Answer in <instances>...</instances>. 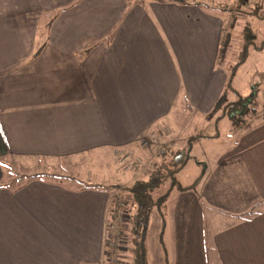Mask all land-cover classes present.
<instances>
[{
  "label": "crops",
  "instance_id": "crops-1",
  "mask_svg": "<svg viewBox=\"0 0 264 264\" xmlns=\"http://www.w3.org/2000/svg\"><path fill=\"white\" fill-rule=\"evenodd\" d=\"M222 24L190 3L0 0V180L8 156L134 145L178 97L208 113L227 78ZM257 147L222 155L195 190L175 189L163 264H264V135ZM111 197L34 177L0 183V264H98ZM204 210L220 216L210 248Z\"/></svg>",
  "mask_w": 264,
  "mask_h": 264
},
{
  "label": "rangeland",
  "instance_id": "rangeland-1",
  "mask_svg": "<svg viewBox=\"0 0 264 264\" xmlns=\"http://www.w3.org/2000/svg\"><path fill=\"white\" fill-rule=\"evenodd\" d=\"M126 1L129 7L134 3L148 7L151 2H155V0ZM236 1L238 0H223L221 2L228 7L226 13L223 10H218V6L211 8L210 11L207 10L208 13L215 12L217 16H219L218 13L223 14L222 21H226L223 27L228 22V15L233 14L236 17L232 28L229 24L226 26L231 38L223 58L220 57L218 64L216 59V66L223 68L228 74L232 65L240 62L230 80V85L241 95L249 96L251 102L255 104L256 111L250 109L249 112L239 115L236 121L229 116L217 118L210 115L206 117V113L196 114L195 110L188 108L187 104L178 97L165 119V124L170 129L164 136L165 124L158 128L159 123V125L156 124V127L154 125L151 128L150 136H142L134 145L121 146L122 148L117 146L111 151L104 147L90 149L77 155L55 158L23 159L8 156L1 159L0 183L14 187L26 183L34 177L70 189H79L85 185L99 188L113 184L114 182L110 179L117 171L118 177L124 184L133 176L140 175L153 162L157 153L170 147L171 149L187 150V161L176 173V180L179 187L189 186L201 173L214 167L222 155L231 151H246L247 147L250 151L258 150L259 139L261 135H264V0H243L240 6L236 5ZM209 2H204L205 6L204 4L197 6L206 10L204 7L208 5L212 7L211 3L219 4L216 0H209ZM48 20L49 17L45 15L39 21L38 39L46 29ZM245 44L248 45L246 54L244 52ZM228 97L233 100L236 95L233 91H229ZM215 131L217 136H206ZM193 136L198 137L193 138ZM188 146H190L189 149ZM125 154L130 156V160L126 161L130 165L127 168L119 163L120 158ZM136 157L141 159L139 165L133 164ZM175 189L177 186L172 189L163 206L165 221L167 217H171L173 203L171 198ZM115 192L117 191L114 190L112 194L114 195ZM245 213V218L252 216L250 210ZM203 215L205 216V240L210 248L213 227L220 216L210 215L208 210H204ZM170 234L169 225L162 222L157 208L153 207L149 215L145 238L147 264H163L164 254L172 252ZM209 253L211 255V250ZM123 261L126 264L125 256Z\"/></svg>",
  "mask_w": 264,
  "mask_h": 264
},
{
  "label": "trees",
  "instance_id": "trees-1",
  "mask_svg": "<svg viewBox=\"0 0 264 264\" xmlns=\"http://www.w3.org/2000/svg\"><path fill=\"white\" fill-rule=\"evenodd\" d=\"M156 1V0H155ZM159 1H167V2H175V3H190L202 6L204 2H209V0H159ZM215 1V0H212ZM219 4L211 3L212 7L206 6L205 11L214 7H219L218 10H223L226 13V9L228 8L222 1L216 0ZM243 0L236 1V5L240 6ZM205 6V4H204ZM217 9V8H215ZM208 11V12H209ZM215 13V12H211ZM219 16L223 17V14L218 13ZM225 15V14H224ZM232 15H228V22L223 27L224 22L221 27V36L219 39V48L217 53V64L220 57L224 55L226 47L230 41V32L226 26L229 24L231 28L236 21V17ZM233 17V18H232ZM232 18V19H231ZM247 28V27H245ZM244 28V29H245ZM245 32V31H244ZM246 33V32H245ZM264 41V40H263ZM245 54L248 45L245 44ZM39 52V49L35 52V55ZM221 58V60H222ZM240 64V62L233 64L230 68V72L227 74V80L223 87V90L219 97L217 98L215 104L212 109L205 114L206 117L212 115V117L216 116L217 118L221 116H229L234 119V121L238 120L239 115L243 113H247L251 110H255L254 102H251V99L247 95H241L236 89H234L230 85V80L235 72L236 67ZM236 90V91H235ZM233 91L236 95V98L231 100L228 97V92ZM252 103V104H250ZM162 120L155 122L159 125ZM161 124V123H160ZM161 128V125L158 126ZM170 127H166L163 130V136L165 133L169 132ZM218 134L212 132L211 134H207L206 136H217ZM198 136H193V138H197ZM190 146H188L189 149ZM186 149H171L170 147L161 151V153H157L156 158L153 162L140 174L135 175L127 183H122L120 178L118 177V172L111 176L110 181H113V184L108 186H102L106 190L109 191L111 200L109 202L108 207V220L110 219V212L112 206L114 204L115 198L118 196L123 197L124 199V212L125 218L122 224L119 226V233L121 235V243H120V259L124 264L123 258L124 256L127 259L126 264H147L146 261V246H145V238H146V230L148 227L149 215L153 207H156L160 216L162 217V222L165 223L164 217V203L167 200L170 192L175 186L177 189L185 190V189H193L195 190V186L197 182L202 177L203 173H201L197 179L191 183L189 186H180L177 184L176 173L184 166L187 161L188 156L186 155ZM138 170V168H136ZM116 190L113 195L112 192ZM106 234L110 235V229L106 230ZM124 255H123V254Z\"/></svg>",
  "mask_w": 264,
  "mask_h": 264
},
{
  "label": "built area",
  "instance_id": "built-area-1",
  "mask_svg": "<svg viewBox=\"0 0 264 264\" xmlns=\"http://www.w3.org/2000/svg\"><path fill=\"white\" fill-rule=\"evenodd\" d=\"M130 156L128 154L123 155L119 163L125 165V168L129 167ZM134 165H139L141 159L136 157L134 160ZM125 218L124 212V199L121 196L115 198L114 204L110 212V219L107 220L105 224V230L103 235V247L101 251V256L98 260V264H123L120 259V243L121 235L119 233V226L122 224ZM110 229V235L106 234V230Z\"/></svg>",
  "mask_w": 264,
  "mask_h": 264
}]
</instances>
